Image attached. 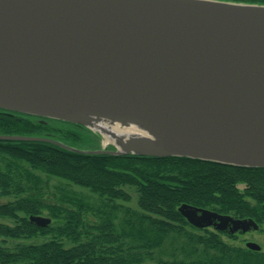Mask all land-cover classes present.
I'll use <instances>...</instances> for the list:
<instances>
[{"label":"water","instance_id":"water-1","mask_svg":"<svg viewBox=\"0 0 264 264\" xmlns=\"http://www.w3.org/2000/svg\"><path fill=\"white\" fill-rule=\"evenodd\" d=\"M0 107L83 125L100 141L106 136L87 122L90 112L150 119L162 132L96 148L35 135L0 139L264 166V3L0 0ZM179 210L198 228L259 229L250 217L189 203Z\"/></svg>","mask_w":264,"mask_h":264},{"label":"trees","instance_id":"trees-1","mask_svg":"<svg viewBox=\"0 0 264 264\" xmlns=\"http://www.w3.org/2000/svg\"><path fill=\"white\" fill-rule=\"evenodd\" d=\"M0 134L100 146L98 135L83 125L2 107ZM125 186L136 189L137 208L119 202L131 200ZM0 196L10 197L0 201V218L13 221L0 220V264H264L263 250L222 238H236L237 232L195 227L179 210L189 203L250 217L264 231V166L87 154L46 140L0 139ZM44 210L51 224L30 220ZM38 237L43 240H29ZM8 239L29 241L5 245Z\"/></svg>","mask_w":264,"mask_h":264},{"label":"bare ground","instance_id":"bare-ground-1","mask_svg":"<svg viewBox=\"0 0 264 264\" xmlns=\"http://www.w3.org/2000/svg\"><path fill=\"white\" fill-rule=\"evenodd\" d=\"M97 114L98 113L90 112L88 113V116L85 117L88 118L87 122L91 126L100 130L106 136V141H113L121 145L124 144L132 136L154 137V134L152 132L162 133L156 125H153V122L150 119L137 120L133 118H127V122L123 123L120 120H112L111 117H107L101 113H99L101 114L100 116H97ZM161 137H165V134H163Z\"/></svg>","mask_w":264,"mask_h":264},{"label":"rangeland","instance_id":"rangeland-1","mask_svg":"<svg viewBox=\"0 0 264 264\" xmlns=\"http://www.w3.org/2000/svg\"><path fill=\"white\" fill-rule=\"evenodd\" d=\"M105 139L106 137H101V144L105 142ZM51 181L52 182H64V180H61L59 178H56V177H50ZM65 183V182H64ZM69 187H72L76 190H80L84 193H87V194H90L92 195V197L95 199V198H98L97 194H93L91 193L88 189L86 188H81V187H78V186H75V185H70L68 184ZM125 189L131 194V200L130 201H122V200H119V202H122L123 204L127 205V206H130V207H133V208H137L138 205H137V199H138V194H137V191L134 187H131V186H125ZM10 197H6V196H2L0 197V201H7L9 200ZM42 215L44 216H49L48 215V212L46 210L43 211ZM50 217V216H49ZM1 221L3 222H6V223H13L12 219L10 218H0ZM190 229V227H188ZM210 229H213V227H209ZM222 238L230 243H234L236 245H245L246 241L248 240H252V241H255L257 243H259L261 246H262V250L264 251V231L262 229H258V230H254V229H251L247 232H244V233H237V237L236 238H230L228 235L226 234H222ZM30 241H41L43 240L42 237H38V238H32V239H29ZM29 240H6L5 242V245H14L16 242H21V241H29ZM163 256H166V255H163Z\"/></svg>","mask_w":264,"mask_h":264},{"label":"flooded vegetation","instance_id":"flooded-vegetation-1","mask_svg":"<svg viewBox=\"0 0 264 264\" xmlns=\"http://www.w3.org/2000/svg\"><path fill=\"white\" fill-rule=\"evenodd\" d=\"M0 197H2V196H0ZM257 230H258V229H257ZM237 233H239V232H237ZM240 233H244V232H241V231H240Z\"/></svg>","mask_w":264,"mask_h":264}]
</instances>
